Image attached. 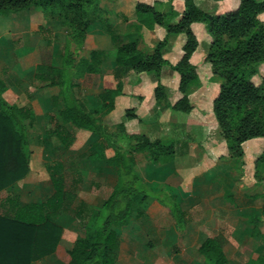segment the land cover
Wrapping results in <instances>:
<instances>
[{
    "label": "trees",
    "instance_id": "trees-1",
    "mask_svg": "<svg viewBox=\"0 0 264 264\" xmlns=\"http://www.w3.org/2000/svg\"><path fill=\"white\" fill-rule=\"evenodd\" d=\"M182 1L181 16L174 22L177 13L171 5L172 0L152 4L134 2L138 29L148 22L150 26L155 24L164 29L163 38L148 53L142 52L136 41H129L119 42L109 50H93L81 55L72 43L81 42L90 26L99 19V0H0V15L40 8L45 21H58L70 28L60 55V66L41 63L33 73L36 82L57 88L51 102L59 122L50 133L62 149H68L75 140L76 131L88 132L95 137V143L86 158L115 169V182L110 192L92 209L83 224V235L76 237L67 250L68 261L61 264H115V253L120 245L116 230L127 226L133 218L143 216L150 200L166 208L178 230L184 228L186 211L180 201L167 189L151 187L147 182L154 179L158 170L173 162V141L127 134L124 122L109 127L102 117L113 110L114 99L121 95L118 68L155 78L152 96L159 111L189 114L196 109L201 114L206 113L204 105L192 106L188 99L191 88L198 84L196 68L189 62L197 47L191 29L194 23L202 24L210 38L204 61L209 65L212 79L219 82L210 101V114L226 149V155L220 158L241 174L242 144L262 139L261 152L252 160L253 177L261 179L264 169V75L257 84L251 78L257 74V64L264 60V25L259 18L264 15V0H238L234 9L220 14L201 10L193 0ZM179 34L184 36L181 56L171 65L163 59L162 49L169 37ZM111 39L117 41L114 36ZM107 61L115 66L114 87L80 101L74 92L75 81L84 75L99 74L101 64ZM164 66L178 77L179 97L174 102L170 101L169 89L159 82ZM5 92L6 86L0 80V193L29 173L31 151L27 130L34 122L33 111L6 98ZM135 118L133 109L124 111L125 120ZM106 150L111 154L107 155ZM137 155H143L146 160L142 170L138 167ZM44 169L52 188L44 201L25 203L17 195L0 198V264H32L52 255L63 228L81 215L75 211V217L69 216L62 211L67 195L64 162L56 161L45 165ZM218 181L224 184L221 179ZM221 197L232 199L226 185L221 187ZM263 214L264 200L261 211L240 216L245 234L261 243H264V232L259 225ZM197 251L205 264H229L215 238H205ZM246 264H264V254Z\"/></svg>",
    "mask_w": 264,
    "mask_h": 264
},
{
    "label": "rangeland",
    "instance_id": "rangeland-1",
    "mask_svg": "<svg viewBox=\"0 0 264 264\" xmlns=\"http://www.w3.org/2000/svg\"><path fill=\"white\" fill-rule=\"evenodd\" d=\"M117 1L99 0L97 7L99 19L90 26L81 42L72 43V47L81 55H88L93 50L101 51L107 45L108 36L119 35L120 28L114 30L109 23L110 13L115 10ZM213 1H216L214 4L217 5L226 0ZM228 9L231 10V7ZM26 16L27 12L0 15V32L8 31L12 21L15 22L16 19L23 24ZM259 18L264 25V15ZM43 25L44 27L37 33L43 35L44 39H41L43 45L35 46L33 58H23V60L28 64L37 61L57 66L70 28L54 20L45 21ZM129 29L131 26L126 28V30ZM101 30L102 34H95ZM3 39L6 43L1 44L2 50L10 53L0 57V79H4L7 83H16L17 80L13 77L17 75L16 64H19L22 60L21 55L25 52L22 47L26 50L28 45L22 46L19 41L11 43L10 36L6 35H3ZM119 42L121 41L113 42V45ZM109 67L104 65L102 72L113 74L115 66H111L110 69ZM256 69L257 74L251 78L255 84L264 75V60L257 64ZM123 71L124 74L127 72V70ZM30 77L25 73L21 76L19 83L17 82L18 85L25 83L26 87L25 91L17 97V103L19 106L30 108L34 113V122L30 126L27 125L31 151L30 164L34 174L32 179L44 180L46 185L47 173L44 166L56 161L64 162L67 195L62 211L74 217L75 211L81 213L80 217L63 230L62 239L65 241L63 244L66 243V245L60 247L53 257H46L44 261L34 263L61 264L67 257L68 242L83 235V224L92 209L98 206L110 192L115 182V169L86 158L93 151L94 136L76 131V141L70 148L62 149L50 133L59 122L56 109L51 102V97L56 94L57 89L45 87L41 83L32 81ZM102 77L100 73L98 76L84 75L78 78L74 88L76 97L80 101H85L86 95L102 89L103 84L100 83ZM209 81L211 83H208L209 88L205 91L204 102L201 105H204L203 110L206 112L203 114V123L207 128L204 141L214 146V152L210 150V154L205 153L206 150L200 146L201 141L198 142L199 138L196 137L197 144L184 147L186 148L184 153L178 154L179 160L165 169L158 170L154 179L147 181L151 187L167 189L180 201L186 211L184 228L182 230L176 228L165 207L155 200L148 201L143 216L133 218L127 226L116 230L120 245L115 253V264H205L197 249L207 237L215 238L220 243L226 258L230 261L229 264H246L264 254V243L245 234V225L240 218L242 215H250L262 210L264 169L261 179H255L252 160L260 154L263 140L251 139L242 144L241 160L244 164L241 174L220 158L226 155L225 145L218 137L215 121L210 114V101L219 82L212 79V74ZM177 113L183 115L180 112ZM102 120L109 127L118 123L107 115H104ZM195 128L194 135H199L200 130L197 126ZM159 135L161 133L156 131L151 136ZM176 149L178 151L181 149L183 152L181 146H177ZM203 149L205 152H202ZM106 154L110 155L111 151L106 150ZM137 162L142 170L146 163L144 156L137 155ZM219 179L223 181V185L219 183ZM18 185L2 191L0 198L17 195L18 198L27 199L24 193L27 187L25 188L23 184ZM224 185L232 193V199L226 200L221 197V187ZM259 227L260 231L264 232V216Z\"/></svg>",
    "mask_w": 264,
    "mask_h": 264
},
{
    "label": "crops",
    "instance_id": "crops-1",
    "mask_svg": "<svg viewBox=\"0 0 264 264\" xmlns=\"http://www.w3.org/2000/svg\"><path fill=\"white\" fill-rule=\"evenodd\" d=\"M154 1H165V0H133V2L132 0H118L115 3V8H114L115 10L111 11L110 13L111 15L109 17H111L110 19L111 21H109V23H111L114 30H117L118 27L120 28L119 35L114 34L108 36L107 45L105 48H102V50H109L115 46L113 45V42H115V40L113 41V39H111V36L112 37L114 36V38L117 41L118 40L121 41V43L136 41L138 48L144 53H148L149 51H151L155 43L163 38L164 29L161 26L155 24L150 26L149 22L146 23L145 25H141L140 28L138 29L139 24L137 23L136 17L133 12V4L134 2H144L147 4H152ZM193 1L195 5L199 7L201 10L215 14L226 12L227 10H229L228 7L229 8L231 7L232 10L238 4V0H232V1L226 0L228 3H225L226 1H224L223 3L220 2L217 3V5L214 4V2L216 3V1L213 0H193ZM171 5L175 10V12L177 13V17L173 20L174 22L177 21L181 16L183 10V1L172 0ZM226 6H228L227 9L225 8ZM25 12H27V16L23 24L18 19H16L15 22L12 21L10 29L8 31H6L5 33L0 32V57H5L9 55L7 53H10L7 50L3 51L1 48L2 47L1 44L6 43V41H4L3 39V35L10 36L9 41L11 43H16L19 41L21 42L22 46L28 45V48H26L27 51L25 50V47H22V50L24 49L23 51L25 52L24 53L22 52L23 53L21 55L22 60L19 62V64H16L17 68L15 70L17 72L16 73L17 75L13 76L17 80L16 83L14 82L7 83V81H5L4 79H0L3 81V83L6 86V92L4 94L5 97L8 98L9 100H13L17 105H18L17 97L20 96L21 93L25 91L26 88L24 86L25 83H21L18 85L21 76L27 73L29 74V76H31L30 77L31 80L36 82L33 79L34 69L38 64H41L37 61L28 64L26 63V61L23 60V58L24 59L33 58L34 56L32 55L34 54L33 49L35 48V46L43 45V41L41 39H44L42 34L39 35L37 34L39 30L44 27L43 24L45 23L41 9L33 8ZM130 26L131 29L126 30V28ZM133 26H135L134 29L132 28ZM191 29L196 36L197 47L190 56L189 62L192 65H194L196 68V72L198 75V84L195 87L191 88V92L188 94V99L191 102L192 106H199L201 105V103L204 102L203 99H204L205 91L206 89L209 88L208 83H211L209 81L211 75L209 65L204 61V57L208 48L209 37L206 34L203 25L200 23L192 24ZM102 33L103 31L101 30L100 32H96L95 34H102ZM104 42L106 41L104 40ZM183 43H184V36L182 34L169 37L164 48L162 49L163 59L168 61L171 65H174L181 56V47ZM60 63H61V59L59 60V64L57 66H60ZM104 65H109L110 66L109 69H110L111 66H114V64L111 61L103 62L101 64V70L99 74L102 73L103 75L102 81L100 82L103 84V88L93 94L86 95L84 97L85 99L90 96L96 95L97 93L101 92L104 89H109L114 87L115 84L114 75L111 73H104V71L102 72ZM117 70H119V74L121 73L120 74V80L122 82L121 95L117 96L114 99V108L106 115L115 122L116 121L118 123L124 122L125 132L127 134H144L147 137H149V139L151 140L162 139V138L171 139L174 144V152H175L172 163H175L177 160L180 159L178 157V154L184 153V150L186 149L184 147H190L193 144H197V142L195 141L196 137L199 138L197 140L198 142L201 141L200 146L206 150L205 152L203 149L202 152L205 153L208 152L207 154H210V150L214 152V146L211 143L204 141V139L206 138L207 128L206 125L203 123L204 122L203 114L199 113L196 109H193L189 114L182 113L183 115H178L177 112L170 110L159 111V109L155 107L154 99L152 96V89L155 85V78L152 75L143 74V73L135 74L132 70H127V72L124 74L122 68L120 69L118 68ZM99 74H88V75L98 76ZM159 82L169 89L170 101L174 102L179 97V93L176 90L178 83L177 74L167 66H164L161 69ZM217 90H218V85L217 87H215L216 92ZM126 109H133L136 118L131 120H125L124 111ZM105 124L108 125L107 123ZM195 126H197L198 130H200L199 135H194L196 129ZM156 131L160 132L161 135L157 137L151 136ZM78 132H81L82 134L90 135L86 131H78ZM181 138L183 139L181 140ZM75 141H76V134H75L74 142ZM177 146L183 147V152L181 150L182 148L178 151L176 149ZM33 175L34 174L31 171V164H30V169L27 176L21 181L13 184V186H19L18 184L21 185L23 184L25 188L27 187V189L24 190L25 191L24 193L27 195V199L19 198V200L22 202L25 203L41 202L44 201L52 192V188L48 176H46L47 184L45 185L44 180L41 181V180L32 179ZM69 225H67L66 227H68ZM62 236H63V231L60 241L55 249V252L52 255L48 256L49 258L53 257V255L56 254V252L60 247H64L66 245V243L63 244L65 241L62 239ZM75 239L76 238L68 242L69 244L66 247L67 250L69 249L70 245L73 243ZM68 259L69 257L67 255V257L62 261V263H66ZM44 260L45 258L40 261L42 262Z\"/></svg>",
    "mask_w": 264,
    "mask_h": 264
}]
</instances>
